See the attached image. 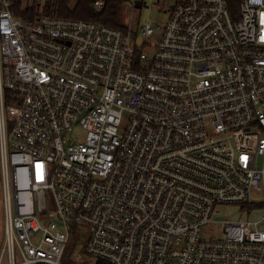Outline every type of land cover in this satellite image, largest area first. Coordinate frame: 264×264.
<instances>
[{"label":"built area","instance_id":"obj_1","mask_svg":"<svg viewBox=\"0 0 264 264\" xmlns=\"http://www.w3.org/2000/svg\"><path fill=\"white\" fill-rule=\"evenodd\" d=\"M159 1L124 31L0 0V264H264V216L210 228L264 204V0H167L133 38Z\"/></svg>","mask_w":264,"mask_h":264},{"label":"rangeland","instance_id":"obj_2","mask_svg":"<svg viewBox=\"0 0 264 264\" xmlns=\"http://www.w3.org/2000/svg\"><path fill=\"white\" fill-rule=\"evenodd\" d=\"M77 0H70V7H72ZM169 1L161 0L158 3H155L150 6V8H136L132 13V21L131 28H133L134 33L132 37L135 38L136 29L143 26L147 21L153 24L156 23H164L167 18V15L164 14L165 7L168 5ZM122 14H123V22L125 28L124 31L128 30L129 26V10L122 4ZM156 36V35H155ZM158 37V36H157ZM84 131L77 125H73L72 133L68 136V139L72 137V142L81 141L84 138ZM259 197H255V200L259 201ZM264 216V204L248 207L246 205H224L220 206L217 209V212L212 217V225L210 228H215L222 222L225 221H254L261 219ZM3 222H4V211H3V203H2V185H1V176H0V247L3 240ZM206 235H211L210 230L205 232ZM71 259L65 261L67 264H97V261L88 257L82 251L81 243H77L76 246L70 249Z\"/></svg>","mask_w":264,"mask_h":264},{"label":"trees","instance_id":"obj_3","mask_svg":"<svg viewBox=\"0 0 264 264\" xmlns=\"http://www.w3.org/2000/svg\"><path fill=\"white\" fill-rule=\"evenodd\" d=\"M93 1L77 0L70 7V0H60L56 4L55 10L59 16L94 21L120 30L125 28L122 14V0H104V6L100 10L94 8ZM97 264L104 263L97 261Z\"/></svg>","mask_w":264,"mask_h":264},{"label":"water","instance_id":"obj_4","mask_svg":"<svg viewBox=\"0 0 264 264\" xmlns=\"http://www.w3.org/2000/svg\"><path fill=\"white\" fill-rule=\"evenodd\" d=\"M140 6H141L140 3L137 2V3H136V7H137V8H140Z\"/></svg>","mask_w":264,"mask_h":264}]
</instances>
